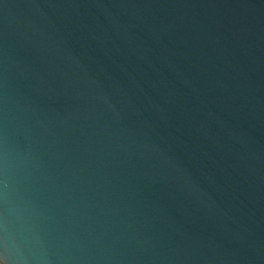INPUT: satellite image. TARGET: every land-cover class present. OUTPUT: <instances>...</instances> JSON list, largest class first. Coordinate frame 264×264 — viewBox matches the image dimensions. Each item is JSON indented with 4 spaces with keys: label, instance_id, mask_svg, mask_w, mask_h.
Masks as SVG:
<instances>
[{
    "label": "water",
    "instance_id": "1",
    "mask_svg": "<svg viewBox=\"0 0 264 264\" xmlns=\"http://www.w3.org/2000/svg\"><path fill=\"white\" fill-rule=\"evenodd\" d=\"M0 264H264V0H0Z\"/></svg>",
    "mask_w": 264,
    "mask_h": 264
}]
</instances>
